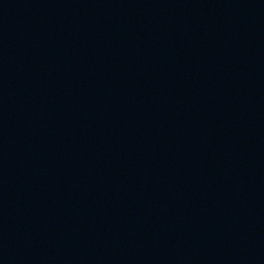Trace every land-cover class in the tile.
<instances>
[{
    "label": "water",
    "instance_id": "95a60500",
    "mask_svg": "<svg viewBox=\"0 0 264 264\" xmlns=\"http://www.w3.org/2000/svg\"><path fill=\"white\" fill-rule=\"evenodd\" d=\"M0 264H264V0H0Z\"/></svg>",
    "mask_w": 264,
    "mask_h": 264
}]
</instances>
